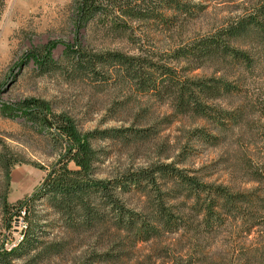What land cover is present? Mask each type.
Masks as SVG:
<instances>
[{
  "label": "trees",
  "instance_id": "trees-1",
  "mask_svg": "<svg viewBox=\"0 0 264 264\" xmlns=\"http://www.w3.org/2000/svg\"><path fill=\"white\" fill-rule=\"evenodd\" d=\"M5 1L0 0V21ZM70 7L75 38L65 44L60 60L53 58L54 43L29 54L42 75L61 74L70 83L91 81L96 91L108 85L126 88L151 96L157 104L169 105L174 121L185 118L212 125L211 131L200 126L188 132V145L182 151L185 161L193 151L190 144L218 147L228 141L230 127L245 119L241 102L221 104L247 98L238 84L241 78L230 68L249 71L264 61V0H257L250 11L214 33L181 43L166 55L159 54V33H175L194 18L201 6L192 0H72ZM98 34L132 48H95L91 40ZM150 44L155 50L147 49ZM159 55L166 62L160 64ZM181 62L190 65L188 71L206 65L222 68L211 77L189 78L172 66ZM16 108L28 124L47 129L54 146L63 152L38 190L12 204L8 195L13 168L29 162L0 140L3 221L9 230L15 219L22 218L26 224L23 239L15 247L8 250L0 243V264L62 259L71 244L69 239L84 237L89 244L78 264H151L136 259L137 250L166 236L185 241L173 264H264V156L257 163L243 159L244 183L254 184L251 189L206 183L174 163L159 161L102 179L98 177L102 151L93 141L110 140L139 150L159 136L156 123L83 133L74 116L56 112L48 101L28 98ZM147 112L138 115L141 122ZM169 119L165 118L170 124L173 120ZM40 206L56 218L58 226L53 229L58 231L57 237L45 234L49 224L43 222L46 219L39 214ZM229 226H235L238 238L242 235L249 243L240 245L239 239L240 247L223 254L212 242Z\"/></svg>",
  "mask_w": 264,
  "mask_h": 264
},
{
  "label": "rangeland",
  "instance_id": "rangeland-1",
  "mask_svg": "<svg viewBox=\"0 0 264 264\" xmlns=\"http://www.w3.org/2000/svg\"><path fill=\"white\" fill-rule=\"evenodd\" d=\"M201 6L196 10L194 18L185 21L184 27L175 33H159V54L166 55L175 46L214 33L229 21H233L252 9L257 0H192ZM5 12L0 21V140L14 153L29 163H20L13 168L12 183L8 199L16 204L32 196L46 179L52 167L58 162L63 152L55 147L47 129L28 124L23 114L16 108L28 98L48 101L56 112H67L74 116L83 133L104 131L107 129L127 128L136 124L137 127L157 124L159 132L153 141L146 143L139 150L124 147L114 141L94 140L99 151V178L112 177L117 172L129 167L147 166L153 162L174 163L179 169L187 170L189 175L198 176L202 181L217 185L241 186L251 189L255 185L244 183L243 163L248 159L259 162L264 156V61L249 71L242 68H230L241 78L244 93L241 99H231L221 106L243 104L245 119L231 128L227 142L218 147L192 143V154L185 161L182 151L188 145V132L193 128L205 126L211 131L213 126L185 118L174 121L169 105L157 104L151 96H143L130 90L115 89L106 86L96 91L91 81L67 82L61 74L42 75L30 52L37 48L54 43L53 58L59 61L65 52V44L74 42V29L71 25L72 0H6ZM92 46L95 48H118L130 50L131 46L114 44L101 34L94 35ZM52 44V45H54ZM147 49L155 50L154 45H146ZM159 55V62L166 59ZM162 58V60H160ZM177 73L189 78H205L215 74L217 65H206L201 69L188 71L186 62L173 63ZM224 68V67H223ZM227 70L222 71L226 72ZM227 74V73H226ZM221 75V73L219 74ZM218 75V76H219ZM124 107H117V104ZM217 104V103H216ZM219 104V103H218ZM147 110L144 120L138 118ZM145 114V112H144ZM170 118L169 124L165 118ZM169 119V120H170ZM148 125V126H150ZM0 145V150L1 146ZM246 158L245 160H243ZM34 163L37 167L31 165ZM74 168V165H70ZM4 173L0 169V195L3 193ZM1 203V200H0ZM40 215L45 216L43 222L49 224L45 229L47 237H57L56 218L46 207H39ZM50 215V216H49ZM43 223V224H44ZM9 230L5 227L0 209V243L6 249L19 240L21 219H15ZM235 226L225 227L215 236L213 247L227 254L229 248L240 247L244 236H237ZM55 230V231H54ZM50 235V236H49ZM61 238V237H59ZM50 239V240H51ZM239 239L241 244L239 245ZM250 240L252 237L249 238ZM71 244L67 255L62 259L39 264H78L86 255L89 239H69ZM178 236H166L159 242L143 244L136 253V259L151 264H173L174 255L178 256L180 247ZM14 264H31L28 260H16Z\"/></svg>",
  "mask_w": 264,
  "mask_h": 264
},
{
  "label": "built area",
  "instance_id": "built-area-1",
  "mask_svg": "<svg viewBox=\"0 0 264 264\" xmlns=\"http://www.w3.org/2000/svg\"><path fill=\"white\" fill-rule=\"evenodd\" d=\"M20 227H21V228H20V237H19V240L17 241V243L23 239V234H22V232H23L24 229L26 228V224H25V222L23 221L22 218H21V226H20ZM17 243L13 244V245L11 246V248L15 247V246L17 245ZM11 248H9V249H11Z\"/></svg>",
  "mask_w": 264,
  "mask_h": 264
}]
</instances>
